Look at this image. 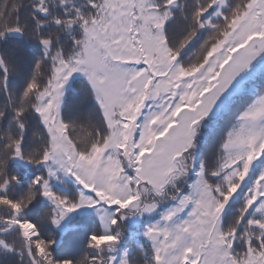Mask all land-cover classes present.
<instances>
[{"label":"snow or ice","instance_id":"6c2138e0","mask_svg":"<svg viewBox=\"0 0 264 264\" xmlns=\"http://www.w3.org/2000/svg\"><path fill=\"white\" fill-rule=\"evenodd\" d=\"M0 264H264V0H0Z\"/></svg>","mask_w":264,"mask_h":264}]
</instances>
